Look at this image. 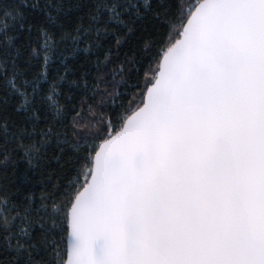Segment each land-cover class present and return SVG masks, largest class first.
Instances as JSON below:
<instances>
[{"label":"snow or ice","instance_id":"snow-or-ice-1","mask_svg":"<svg viewBox=\"0 0 264 264\" xmlns=\"http://www.w3.org/2000/svg\"><path fill=\"white\" fill-rule=\"evenodd\" d=\"M172 3L166 16L179 29L160 41L142 93L125 97L119 127L103 104L122 86L123 67L109 70L107 57L98 65L87 86L94 120L73 125L90 129L77 141L85 144L84 170L66 203L43 212L50 227L41 219L37 237L27 214L13 217L0 251L25 264H264V0ZM29 7L38 4L0 0V50L15 47L10 30L24 28ZM151 7L152 0H94L88 32L115 35ZM41 35L32 52L47 66L50 38ZM45 82L0 59V90L30 119L39 118L38 100L63 111L58 85ZM95 139L103 143L88 147Z\"/></svg>","mask_w":264,"mask_h":264},{"label":"trees","instance_id":"trees-1","mask_svg":"<svg viewBox=\"0 0 264 264\" xmlns=\"http://www.w3.org/2000/svg\"><path fill=\"white\" fill-rule=\"evenodd\" d=\"M26 2L38 4V7L34 11L31 7L26 10L28 22L22 30H10L9 34L15 36V47L0 50V59H7L9 63L15 59L29 77L44 76L45 89L49 83L57 84L63 111L57 116L38 100L35 110L39 118L30 119L24 112L17 111L15 98L0 90V234L14 231L13 217L27 214L34 236L38 237L41 219L46 228L51 225L43 212L51 210L53 202L57 208L66 203L68 197L64 193L74 191L70 185L84 170L80 158L86 154L85 144L81 142L77 146V141L90 129L78 126L74 131L73 125L77 122L90 125L94 120L91 115L94 109L88 108L93 101L89 99L91 93L87 86L100 74L98 65L102 69L107 57L112 61L109 70L123 67V75L116 77L122 86L113 89L114 95L106 96L103 104L106 119L111 117L119 127L118 117L125 115L128 107L125 97L142 93L146 74L151 76L148 70L156 67L162 47L160 41L167 39L169 29L174 35L179 29V20L173 21L166 16L174 11L172 0H152L151 10L137 14L133 23L120 27L115 35L110 31L97 39L95 33L88 32L94 0ZM183 2L187 7L192 0ZM42 32H47L50 38L47 66L42 57L32 52L42 44ZM74 40L82 42L74 47ZM116 93L120 94L119 98ZM77 111L80 117L75 116ZM102 141L90 140L87 146L99 145ZM33 145L36 150L26 153ZM4 200L17 211H4ZM17 261L25 264L23 256L0 251L2 264H17Z\"/></svg>","mask_w":264,"mask_h":264},{"label":"water","instance_id":"water-1","mask_svg":"<svg viewBox=\"0 0 264 264\" xmlns=\"http://www.w3.org/2000/svg\"><path fill=\"white\" fill-rule=\"evenodd\" d=\"M101 143H103V141H102ZM101 143H100V144H101ZM81 190H82V189H81Z\"/></svg>","mask_w":264,"mask_h":264}]
</instances>
